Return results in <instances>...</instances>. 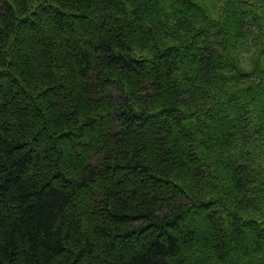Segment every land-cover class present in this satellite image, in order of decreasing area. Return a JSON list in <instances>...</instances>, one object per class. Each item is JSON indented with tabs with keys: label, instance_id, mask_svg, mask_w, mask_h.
I'll return each instance as SVG.
<instances>
[{
	"label": "trees",
	"instance_id": "16d2710c",
	"mask_svg": "<svg viewBox=\"0 0 264 264\" xmlns=\"http://www.w3.org/2000/svg\"><path fill=\"white\" fill-rule=\"evenodd\" d=\"M0 264H264V0H0Z\"/></svg>",
	"mask_w": 264,
	"mask_h": 264
},
{
	"label": "rangeland",
	"instance_id": "374dc122",
	"mask_svg": "<svg viewBox=\"0 0 264 264\" xmlns=\"http://www.w3.org/2000/svg\"><path fill=\"white\" fill-rule=\"evenodd\" d=\"M237 104L239 105V102H236V105H237ZM222 220H223L224 222H226V219L223 218Z\"/></svg>",
	"mask_w": 264,
	"mask_h": 264
}]
</instances>
